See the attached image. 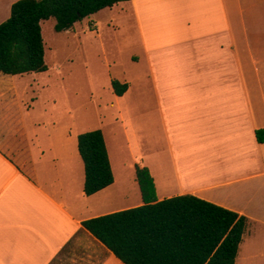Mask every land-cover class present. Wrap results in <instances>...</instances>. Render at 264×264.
I'll list each match as a JSON object with an SVG mask.
<instances>
[{"label": "crops", "instance_id": "1", "mask_svg": "<svg viewBox=\"0 0 264 264\" xmlns=\"http://www.w3.org/2000/svg\"><path fill=\"white\" fill-rule=\"evenodd\" d=\"M18 1L0 0V25ZM129 5L139 25L156 15L177 32L159 39L142 32L157 133L148 135L145 158L134 141L133 169H148L156 201L191 195L246 217L235 264H264V143L256 137L264 130V0L116 6ZM23 76L0 73V264H124L83 223L142 206L138 182L121 181L123 195L110 159L114 183L86 196L78 132H43L44 124L28 119L34 100L27 105L23 95L35 92L30 86L22 94ZM122 81L129 88L116 96L119 104L132 91L131 79ZM125 132L116 139L123 149L132 145Z\"/></svg>", "mask_w": 264, "mask_h": 264}, {"label": "trees", "instance_id": "2", "mask_svg": "<svg viewBox=\"0 0 264 264\" xmlns=\"http://www.w3.org/2000/svg\"><path fill=\"white\" fill-rule=\"evenodd\" d=\"M129 0H20L0 25V73L10 76L48 71L42 22L53 18L57 33L104 9ZM116 96L128 85L112 82ZM264 143V130L256 132ZM84 164L86 196L114 183L110 157L101 130L78 136ZM144 204L83 223L124 264H235L249 220L191 195L156 201L147 168L135 166Z\"/></svg>", "mask_w": 264, "mask_h": 264}, {"label": "rangeland", "instance_id": "3", "mask_svg": "<svg viewBox=\"0 0 264 264\" xmlns=\"http://www.w3.org/2000/svg\"><path fill=\"white\" fill-rule=\"evenodd\" d=\"M157 5L154 3L150 6ZM130 9V5L104 9L78 23L75 30L61 33L55 31L56 21L53 18L43 21L42 35L48 71L18 79L22 94L30 86L34 88V94H24L23 97L27 105L34 100L28 119L44 124L40 127L44 128L43 132L50 127L61 130L66 126H70V135L73 126L79 135L85 133H79L83 129L86 132L103 131L118 178L117 186L123 195H128V191L121 181L130 179L134 184L137 181L132 167V153H136L134 141L145 158L148 135L157 133V120L150 114L153 112V99L147 91V61L141 44L144 37L142 32L153 39H159L164 34L171 38L176 36V30L165 18L160 16L163 19L160 21L156 15L154 18L151 16L139 25ZM161 24H166L168 28ZM125 76L131 79L132 91L119 104L112 82L124 84L122 80ZM118 107L124 108L123 113L130 114V117L122 118ZM148 128H152L149 134ZM125 130L130 135L128 138L132 145L130 148L123 143L124 148L127 147L123 149L116 139L126 138ZM75 152L79 158L77 140ZM142 155L137 159L145 164L141 160ZM133 187L138 197L137 183ZM114 192L109 198L113 197Z\"/></svg>", "mask_w": 264, "mask_h": 264}]
</instances>
